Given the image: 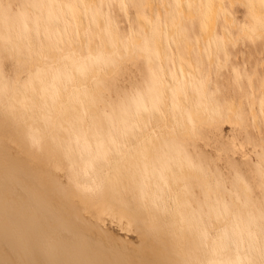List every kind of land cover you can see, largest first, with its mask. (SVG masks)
Returning a JSON list of instances; mask_svg holds the SVG:
<instances>
[{"label": "snow or ice", "instance_id": "1", "mask_svg": "<svg viewBox=\"0 0 264 264\" xmlns=\"http://www.w3.org/2000/svg\"><path fill=\"white\" fill-rule=\"evenodd\" d=\"M56 5L24 0L15 4L0 5V22L4 25V31L0 33V132L5 137L14 136L21 132V125L25 122L23 112L27 106L14 99V94L19 86L27 85L31 81L33 85L36 80L44 82L45 78L52 75L49 69L51 62L58 59V53L64 49L61 45H73L71 56L79 57V68L67 73L69 82L80 83L87 80L96 82L99 92H92V100L95 104L111 103L112 111L106 113L111 123L107 128V135L111 137L112 143L117 144L120 140V132L127 136L129 128L135 131L140 121L165 119L167 117L168 96L167 76L160 78L153 74L149 83L148 94L142 86V68L139 63L145 58V53L152 61L153 50L146 47L138 39L139 33L135 31V20H142L146 25L152 27L153 34L162 28L171 26L179 31L199 33L196 43L198 44L204 34H208L207 47L211 55L212 45L215 44L214 54L219 59L216 65L217 91L212 92V79L210 75H202L195 81L191 88L185 83L180 88L173 89V103L182 104L189 112V123L183 127L169 129L170 137L165 138L169 150L162 152L159 145L153 144V149L144 154L145 167L142 172V182L139 183V195L137 189L129 183H125L122 189V200L125 209L149 223L144 232V249L153 254H163V258L148 259L138 264H264V121L259 124V137L255 135L253 120L243 109L235 110L227 106L218 95L231 92L235 82L244 79L245 74L251 73L249 81L253 91L257 89L264 97V0H241V2H221L208 4L189 3L176 5V12L172 13L167 20H157L155 4H138L129 0H102L99 4L84 5L85 9L93 10V18L101 20L99 35L101 42L92 47L91 40L81 41L78 48L75 47V36L77 31L67 41L61 37L54 45L45 46L41 38L39 47L34 46V38L41 36V28L46 26L55 18L53 10ZM59 7L63 8V5ZM171 7V6H169ZM153 9V17L148 16V9ZM243 9V13L238 10ZM47 10V14H45ZM143 10V11H141ZM242 15L243 19L238 16ZM127 17V23L124 19ZM35 20V28L32 21ZM19 23V28L14 25ZM189 24L191 28L189 29ZM143 30V28H142ZM222 33V34H221ZM243 42V53L230 51L233 47H239ZM179 48L173 49L171 55L165 51H158L156 55L169 58L172 68L176 67L177 53ZM120 53L119 59L116 58ZM127 53V55H125ZM241 55L243 59L241 60ZM180 68L174 74L175 81L184 74V58L181 55ZM25 77L28 81H25ZM53 78L63 80L65 74H56ZM224 80L221 89L219 81ZM35 93L38 89L33 88ZM149 96L151 97L149 99ZM37 104L36 97L33 98L32 109ZM220 109V119H224V111L232 113L237 123L234 128H239L240 133L247 137V146L251 147L253 142L259 144L258 155L260 163L258 170L246 171L252 165L247 152L235 149L236 159L233 160V151H228V159L220 158L209 151H203L197 147L195 153L192 149L195 145L203 142L211 147V139L206 137H220L218 125L215 120L196 122V115L200 110L211 111L213 117ZM261 114H264V99L261 101ZM118 123L124 128L117 127ZM104 128L103 122L97 125V130ZM223 135L231 140L235 135L229 128L223 129ZM33 145H42V139L33 137ZM111 147L107 148L103 155L93 153L85 166L76 171L74 176L64 186L65 194L76 200H85L89 196L100 197L109 193V189L103 185L95 188H85L84 192L78 191L81 186L80 175H93L104 169L110 162L109 153ZM219 151V149H217ZM241 158L245 163H241ZM36 162L40 158L36 157ZM215 166V168H214ZM179 169V171L177 170ZM224 170L229 173L227 182L243 185L248 193V205L250 207L259 205V216L249 211L247 219V230L251 235L253 226L259 229L258 249L251 245L245 259L233 258L231 254V237L217 234L216 226L219 222L225 223L235 218L236 227L242 213L239 209L221 200L219 194L212 203L200 201V207H192V214L198 215L200 227L195 231L189 225L183 213L177 214L171 203L166 199H152L150 192L152 181H157V186H163L168 191L172 190V180L185 178L199 180V177H191L193 171L207 175L209 172ZM232 173H235L233 177ZM257 184L259 191L256 190ZM211 201V195L207 197ZM7 211V200L5 203ZM7 240L8 228L7 217L4 229ZM244 230L241 229L239 236L242 239ZM55 241H41L32 249L33 255L40 250H47L50 255L55 252ZM238 251V250H237ZM258 251V255L254 254ZM8 264H112L110 261L92 259H29L13 260ZM137 264V262H132Z\"/></svg>", "mask_w": 264, "mask_h": 264}, {"label": "bare ground", "instance_id": "2", "mask_svg": "<svg viewBox=\"0 0 264 264\" xmlns=\"http://www.w3.org/2000/svg\"><path fill=\"white\" fill-rule=\"evenodd\" d=\"M175 1V5L182 4L185 8L189 3L197 5L221 3L219 0H209L208 2L205 0ZM227 1L228 3L234 2V0ZM51 2L52 5L57 6L53 10V15L58 17V19L54 18L49 23V29L55 33L49 39H45L42 36L44 28L42 27L41 36L34 38L35 47H39L41 38H43L45 46L54 45L61 37L67 41L77 31L79 35L75 36L74 39V44L77 48L81 41L85 42V51H87L88 40H91L93 48L101 42L98 25L102 21L94 19L93 10L90 8L85 9L84 7V5L95 4V0H81V5L74 6L71 0H51ZM147 4L158 5L156 8L157 12H160L162 7L167 12L169 10L164 0H149ZM60 5L64 7L61 8L59 7ZM149 10L153 12V9L149 8ZM149 16L153 17V14L150 13ZM160 20H167V18ZM138 25H140L141 29L143 28L145 35H150L145 25ZM90 26L93 27L96 37L88 39L84 30ZM33 28L35 27L33 26ZM2 31L4 30H0V33ZM186 32L179 31L171 26L162 28L157 32L158 40L153 46L154 59H152L151 63L148 60V66L151 68L152 65L156 64L159 77L167 76V84L171 85V87L167 88L168 107L166 120H151L147 123L140 121L136 125L134 132L129 128L127 136L121 131L120 140L117 144H113L111 137L107 135L106 130L110 125L103 124L104 128L100 131L97 130V125L102 122V118L100 115V104H95L92 100V92H99L96 82L87 80L73 83L69 82L66 76L63 80L53 78L55 70L57 74H64L62 72L64 71L65 75L73 70H78L80 66L79 57L70 55L73 45H61L64 51L57 54V60L51 62L49 71L52 75L45 78L43 83L40 80H36L33 85L31 81H28L27 77L24 78L25 81H28L27 85L22 83L14 94V99L21 106H27V110L23 112L25 122L21 125V132L7 138L0 132V264H8V262L13 260L29 259H92L110 261L112 264H132V262H137L138 264V262L143 260L163 258L162 253L153 254L146 252L145 249L141 255L106 251L85 234L83 226L78 223L77 215L85 213L94 217L107 216L116 220L127 231H131V228L135 227L133 230L138 234L142 240L141 243L144 245V232L150 225L125 209L122 200V189L125 183H129L133 188L137 189V194L139 195V183L142 182V172L145 167L144 154L153 149L154 143L160 146L162 152H167L169 148L165 143V138L170 137L169 129L173 127L180 128L186 124L191 127L187 107L173 103V89L180 88L185 83L191 88L192 84L200 78L197 72L192 74L186 73V70H184V74L180 76L179 82H177L174 79V74L181 66L179 63L181 55L184 58L183 68L186 69L184 65L188 63L194 69L195 64L191 49L194 46L201 47L202 42L207 43L208 34H204L198 44L196 43L199 35L198 31L197 33H192L191 37L186 39L183 44L185 52L180 53L179 51L177 53L175 68L171 67L169 58L155 54L157 51L163 54L167 51V47L170 46L171 55L173 49L179 48ZM138 39L140 40L139 36ZM139 55H144V59H148L145 53H139ZM197 56L200 58L202 54L199 52ZM119 57L120 53L117 52L116 58L119 59ZM208 62L210 67L212 63L210 56L208 57ZM205 75L211 74L207 71ZM214 78L213 80L215 81ZM34 87L39 90L38 93L33 91ZM250 89H252V94H249L251 97L248 98H251L256 103V91H253V86ZM216 91L217 89L213 92ZM34 96L37 104L33 110ZM260 97L261 100L264 99V97ZM241 107H237V105L230 106V108L235 110H240ZM251 108L249 111L252 110ZM259 111L261 113V110ZM219 112L220 109H217V115L213 117L211 111L200 110L196 115V122L214 119L216 124L221 126L224 124L231 126L237 123L232 113H224V119L221 120ZM250 114L254 116L255 113L252 111ZM262 116L264 117V114ZM117 127L123 129L124 125L118 123ZM255 129L259 134L258 128L255 127ZM33 137L42 139V145L34 147ZM10 146H13L18 156L23 158L24 162L22 164L14 165L12 163L13 160L11 161L9 157ZM109 147L112 149L109 153L110 162L105 165L102 171L93 175L81 174V186L78 189V191L84 192L85 188H95L98 185H103L110 190L109 193L100 197L89 196L87 199L79 201L66 195L64 186L69 182V178L85 166L93 153L103 155L104 151ZM36 157L40 158L39 163L36 162ZM177 170L179 171V169ZM59 175L68 178L67 181L64 183ZM190 176L199 177V180L185 178L182 175L179 179L172 180L171 191H168L163 186L158 187L157 181L153 179L150 192L152 199L168 200L172 208L177 210V214L183 213L184 218L188 220L189 225L195 231L200 227V224L198 215L192 214V207L195 205L199 208L200 205L194 198L195 196H192V187L197 188L199 194L204 197L206 194H210L216 198L217 194H219L222 201L226 200L228 204L239 209L242 213L238 228L236 227L237 221L235 218L226 223L221 221L216 226L218 235L231 237V254L233 258L245 259L249 254L246 249H250L251 245H255L258 249V227L253 226L251 228V235H249L247 230L248 213L252 209L248 205V193L243 185L239 183L231 185L236 192L234 195L224 189L223 182L217 184L211 174L204 175L199 171H193ZM56 180H58V186L54 184ZM49 186H52V188ZM237 195L241 196L242 199L240 200ZM6 200L7 211L5 209ZM214 201V199H211L208 203ZM256 212L258 214H254L258 217L259 211ZM6 217L7 240L4 234ZM241 229L244 230L242 239L239 236ZM41 241H55L54 254L50 255L47 250H40L38 254L33 255L32 249ZM254 254L258 255V251Z\"/></svg>", "mask_w": 264, "mask_h": 264}, {"label": "rangeland", "instance_id": "3", "mask_svg": "<svg viewBox=\"0 0 264 264\" xmlns=\"http://www.w3.org/2000/svg\"><path fill=\"white\" fill-rule=\"evenodd\" d=\"M154 1H157V0H154ZM164 1H165L166 6L169 8L168 12H167V10L164 7L161 8V11L160 12H157L156 9H155L154 19H157V20L165 19V18L168 19L172 13L176 12V9H175V6H176L175 3H176V1L175 0H164ZM205 1L208 2L209 0H205ZM219 1H221V2H227L228 3L227 0H219ZM18 2H24V0H0V5H6V4H9V3L15 4V3H18ZM33 2L47 3V4L52 5L51 0H33ZM101 2H102V0H95V4H99ZM129 2H135V3H138V4H145V3L149 2V0H129ZM234 2H241V0H234ZM71 3L74 6V5H81L82 2H81V0H71ZM169 6H171V7H169ZM75 7H77V6H75ZM141 11H143V10H141ZM238 11L240 13H243L244 10L243 9H240ZM150 13L153 14V12H151L148 9V13H147L148 16L150 15ZM45 14H47V10H45ZM72 17H74V16L72 15ZM238 18L242 20L243 19V16L240 15V16H238ZM126 19H127V17H125L124 23H126ZM133 19L135 20V24H136L135 31L137 33H139V37H140L141 43L144 44L146 47H150L153 50V46L156 44V42L158 40L157 32L155 34H153L152 27L150 25H146L142 20L136 19L134 13H133ZM138 24L145 25L146 28H147L146 30L148 31V33H150V35H148V34L145 35L144 34V31L140 28V25H138ZM32 25L35 27V20L34 19L32 21ZM14 26L16 28H19L20 25H19V23H16ZM189 27H191L190 24H189ZM46 28H47L46 31H45V28H43L42 36L45 39H49L51 37V35H54L55 32L54 31H51L49 29V24L46 26ZM0 30H4V25H3L2 22H0ZM84 33L86 34V38H88V39H91V38L96 37V33H95V31H94V29H93L92 26L86 28L84 30ZM184 35H185V37L182 38V43L179 46L180 53H184L185 52V48H183V44H184V42L186 41L187 38H190L191 37L192 33L189 32V31H187ZM206 47H207V43L206 42H202L201 47L194 46V48H196V49H194V48L191 49V51H192V58H194L193 62L195 64L194 69H192L193 66L191 68V65H189L188 63H186L184 65V67H186V69H184V70H186V73H192V74L195 73V72H197L199 78H201L202 75H205L206 72L208 71V73L211 74L210 75L211 76V79H212L211 90L213 92L214 90L217 89V84H216L217 83L216 82L217 81V77H216V74H215V69H216V65L219 63V59L215 56V54H213V50H215V44L212 45V53L211 54H213V55H210V53L208 51H205ZM170 49H171L170 46L167 47V51H168L169 55H170ZM197 49H198V51H197ZM230 51H232L234 54L236 52L243 53V51H244V49H243V42H241V44H240L239 47H233V48H231ZM199 52L202 54V57H200V58L197 56V53H199ZM209 56H210L211 61H212L210 67H209V62H208V57ZM152 59H154V56L152 57ZM242 59H243V56L241 55V60ZM139 63L141 65L142 72H143L141 83H142V86L144 88L145 93L148 94L149 83L153 79V74L155 73V74H158V76H159V72L157 70V65L156 64L155 65H152L151 68H150L148 66V59L140 60ZM62 72L65 74L64 71H62ZM56 74H57V71L55 70L54 76ZM250 74L251 73L245 74L244 79L239 80L238 82H235L234 85H233V87H232L231 92L228 93L227 95H225L222 91L219 92L218 95H219V97H220L221 100L226 101L227 106L229 108H230L231 105H233V106H236L237 105V107L242 106L241 108L243 110L245 109V111L248 114V116H250L252 118V120L254 121L253 122V127L254 128L255 127L259 128L260 122L261 121H264V117L262 116L263 114H261L260 111H259V110H261L260 109L261 108L260 105H261V101L262 100H261V97H260L261 94L259 93V90L258 89H257L258 91L256 90V94H255V101H256V103L253 102L251 100V98H248V97H251L250 95L252 94L251 93L252 92V89H250V88H252V84L249 83L250 81H248ZM213 77H215L214 78L215 81L213 80ZM223 81H224L223 79L219 81V86H220L221 89L224 86ZM214 84H216L215 85L216 87L213 86ZM213 88H214V90H213ZM223 97H225V98H223ZM237 98L239 99V101H238ZM250 101L253 102V103H251ZM238 103H240V104L238 105ZM241 103H242V105H241ZM102 104H103V106H102ZM252 105H254L253 106L254 109L251 108ZM99 108H100V115H101L103 124L110 125L111 121L108 118V116L106 115V113H110L112 111L111 103H100ZM250 108L252 110L249 111ZM255 108H256V110H255ZM252 111H253V113H255L254 116H251V114H250ZM226 112H228V111H224L225 114H226ZM218 128H219V132L221 133V135H220L219 138H217L216 136H212L210 138L209 137H206L205 138V139H211V144H212L211 147H208L203 142H201V143H199V144H197V145H195L193 147L192 152L195 153L196 148L199 147L203 151H209V152L214 153L217 156V158H220L221 153H222L223 154V159L224 160H227L228 159V151L231 150V151H233V157H232V159L235 160L236 159V155H235V151L234 150L236 148H239L240 152H242V153L243 152H247L248 153L249 160H248L247 163H250L252 165L251 168H247L246 167L245 170L246 171L258 170V165H259V161L260 160H259V157H258L259 155H258V151L257 150L259 148V144L257 142H253L252 145H251V147H248L247 146V137L246 136H243L240 133L239 128H234V125H231V126H229V124L228 125H225L224 124L222 126L221 125H218ZM224 128H229L230 131H234L235 132V135L232 136L231 140H229V138L227 136L223 135V129ZM255 135H256L257 138L259 137V134L257 132H255ZM10 147H9V149H10L9 150V153H10L9 154L10 155L9 157H10L11 161L13 160L12 163L14 165H20V164H22L24 162L23 158L21 156H18V154H17V152H15L16 150H14L15 148L13 146H10ZM217 149H219V151H217ZM19 158H20V160H19ZM15 159H17V160H15ZM241 163H245L242 160V158H241ZM214 168H215V166H214ZM208 174L213 175V180L217 184L218 183L221 184V182H223L224 189L227 190L229 193H232L234 195L236 194L235 190L233 189L234 187L231 186V185H235V184H233L230 181L226 183V178L229 175V173L227 171H224V170L221 169V170L209 172ZM232 175L234 177L235 176V173H232ZM59 176L61 177L60 179H62V181L64 183L68 179V178H66L64 176H61V175H59ZM54 184L58 186L59 185L58 184V180H56L54 182ZM49 187L52 188V186H49ZM192 188H193V194H192V196L193 197L195 196L194 198H196L198 204L200 205V201H202V200L205 201V203L207 204L208 201H209L207 199V197L209 195L206 194V196L204 197L203 195L199 194V191L197 190V188H195V187H192ZM256 190L259 191V185L258 184L256 186ZM203 193H205V191H203ZM237 197L240 200L242 199L241 196H238L237 195ZM211 199H214L215 200L216 198L212 195L211 196ZM250 208L252 209V211H254V213H257L256 211H259V205H258V203L255 205V208L256 209L254 208V206H252ZM84 218H85V220H84ZM103 219H105V220H103ZM77 220H78V223L81 224V226H83V229H84L85 234L91 240L97 242L106 251H113V252H117V253H124V254H131V255H141L142 251L144 250V245H143V243H141L142 240L140 239V237L138 236V234L136 232H134V230H133L135 227H132L131 228V231H127V230H125V227L124 226H122V225L120 226L117 223L116 220L110 219L107 216L94 217L92 215L90 216L89 214H85V213L84 214H81V215L78 214L77 215ZM92 225L94 226V228H93ZM122 227H123V229H121ZM96 231H97V233H96ZM107 234H109V235H107ZM124 242H126V243H124ZM120 245H122V246H120Z\"/></svg>", "mask_w": 264, "mask_h": 264}]
</instances>
